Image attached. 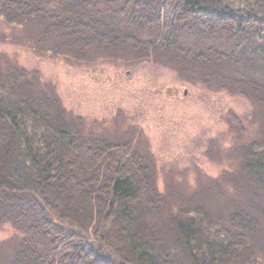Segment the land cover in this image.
I'll return each mask as SVG.
<instances>
[{
  "label": "trees",
  "instance_id": "1",
  "mask_svg": "<svg viewBox=\"0 0 264 264\" xmlns=\"http://www.w3.org/2000/svg\"><path fill=\"white\" fill-rule=\"evenodd\" d=\"M1 20L37 32L50 55L153 65L248 99L264 125V0H0ZM38 78L0 60V225L18 234L7 264L253 261L246 239L263 234L258 218L237 209L214 227L162 192L134 136L87 135ZM241 158L264 202V148L253 142Z\"/></svg>",
  "mask_w": 264,
  "mask_h": 264
},
{
  "label": "rangeland",
  "instance_id": "2",
  "mask_svg": "<svg viewBox=\"0 0 264 264\" xmlns=\"http://www.w3.org/2000/svg\"><path fill=\"white\" fill-rule=\"evenodd\" d=\"M30 29L0 21V60L16 62L37 73L42 86L51 85L64 108L83 120L87 135H119L123 141L134 136L152 157L162 192L206 214L214 227L229 225L227 216L237 209L258 218L263 234L247 237V255L254 258L249 264H264V202L241 172L242 148L253 142L264 148L260 107L153 65H94L50 55L47 40ZM25 34L34 37L27 41ZM17 236L0 225V264L11 260Z\"/></svg>",
  "mask_w": 264,
  "mask_h": 264
},
{
  "label": "water",
  "instance_id": "3",
  "mask_svg": "<svg viewBox=\"0 0 264 264\" xmlns=\"http://www.w3.org/2000/svg\"><path fill=\"white\" fill-rule=\"evenodd\" d=\"M129 74V73H128Z\"/></svg>",
  "mask_w": 264,
  "mask_h": 264
}]
</instances>
